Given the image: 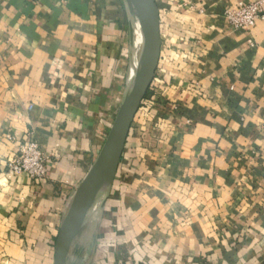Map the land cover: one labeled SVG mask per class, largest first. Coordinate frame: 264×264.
<instances>
[{
  "label": "crops",
  "instance_id": "crops-1",
  "mask_svg": "<svg viewBox=\"0 0 264 264\" xmlns=\"http://www.w3.org/2000/svg\"><path fill=\"white\" fill-rule=\"evenodd\" d=\"M253 1L154 0L166 116L147 123L143 145L132 123L122 173L88 221L97 261L264 264V20L233 30L224 18ZM100 8L0 0V264H53L58 228L104 144L113 24ZM7 133L40 145L45 179L8 172Z\"/></svg>",
  "mask_w": 264,
  "mask_h": 264
},
{
  "label": "rangeland",
  "instance_id": "rangeland-1",
  "mask_svg": "<svg viewBox=\"0 0 264 264\" xmlns=\"http://www.w3.org/2000/svg\"><path fill=\"white\" fill-rule=\"evenodd\" d=\"M98 2L101 3L100 10L103 20H105L106 23L111 22L113 24L112 33L110 34L112 40L108 42V47H104L107 48L108 56L106 59L109 62L106 66H104V72H102L103 77H105V82L108 84L106 85L105 89L108 95V110L110 111L109 123L111 124L107 133L108 136L119 109L135 86L137 80L136 71L138 67L143 63L145 32L144 25L138 27L137 29L133 27V21H135L136 17L132 18V13L134 12V10L127 0H98ZM152 2L154 3V0H152ZM134 14L135 16H137L135 12ZM156 71L154 76L155 80L153 81L151 87L152 91H148L134 117L135 121L133 120L132 122L137 125L138 129H140L142 135V140L140 141V143L142 145L144 142V129H149L147 123L153 122L154 119H160L161 114L164 117L166 116V114L163 113L161 105L162 88L164 84L162 83V79L160 78V76L156 74ZM161 119H163V117ZM157 126H160L159 122L155 123V127H153V129H158ZM131 128H133L132 124L130 126L120 160L118 161L116 166L112 167L108 171L106 175V178H108V182H106L105 184V191L107 189L108 183L110 184L111 180L115 179L117 174L121 175L122 173L123 169L120 167V164L124 159L126 160L127 158L125 157L127 154L126 144H128ZM95 209L96 207L91 212V214L86 217L83 225L80 227L75 237L73 238L67 257V259H69L70 257L71 264H84L86 258H90V256H92V259L89 260L88 264H95L98 262H100L101 264H108L106 258L105 260L103 258H99V261L94 258V254L97 251L96 240L97 238H99V235L98 233H96V230H91V228H89L88 223L90 222L89 220L92 218ZM61 224L58 228V232ZM21 238H19V241L24 240L23 236H21ZM107 252L109 253V250Z\"/></svg>",
  "mask_w": 264,
  "mask_h": 264
},
{
  "label": "water",
  "instance_id": "water-1",
  "mask_svg": "<svg viewBox=\"0 0 264 264\" xmlns=\"http://www.w3.org/2000/svg\"><path fill=\"white\" fill-rule=\"evenodd\" d=\"M127 1L144 25L143 63L135 86L119 109L93 167L75 192L56 238L53 264H67L73 238L88 216L93 198L108 171L120 160L130 126L155 76L161 41L154 4L152 0H150L151 4L147 0Z\"/></svg>",
  "mask_w": 264,
  "mask_h": 264
},
{
  "label": "built area",
  "instance_id": "built-area-1",
  "mask_svg": "<svg viewBox=\"0 0 264 264\" xmlns=\"http://www.w3.org/2000/svg\"><path fill=\"white\" fill-rule=\"evenodd\" d=\"M224 18L233 30L251 29L258 20H264V0H254L251 3L238 2L234 8L224 12ZM30 109L29 106L28 110ZM5 138L12 145V157L7 163L8 172L15 177H25L31 181L47 177L49 157L37 142H18L10 133H7Z\"/></svg>",
  "mask_w": 264,
  "mask_h": 264
},
{
  "label": "bare ground",
  "instance_id": "bare-ground-1",
  "mask_svg": "<svg viewBox=\"0 0 264 264\" xmlns=\"http://www.w3.org/2000/svg\"><path fill=\"white\" fill-rule=\"evenodd\" d=\"M147 1L151 4L150 0H147ZM130 7H131V6H130ZM133 17H136L135 21H133V27H134V28L137 29L138 27H140V26L143 25V23H142V21L140 20V18L137 17V16H135L134 12L132 13V18H133ZM130 54H131V53H130ZM141 66H142V65H140V66L138 67L137 71H136V75H137V76H138L139 73H140ZM107 177H108V176H107ZM109 178H110V177H109ZM106 182H108V178H106V179L102 182V184L100 185L98 191L96 192V194H95V196H94V198H93V201H92V203H91V206H90V208H89L88 215L91 214L92 210L96 207V205L101 201L102 197L104 196V194H105V192H106V191H105V184H106Z\"/></svg>",
  "mask_w": 264,
  "mask_h": 264
}]
</instances>
